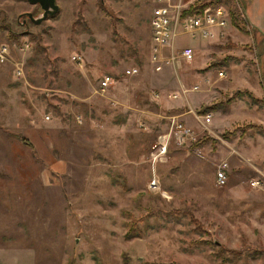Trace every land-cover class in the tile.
Masks as SVG:
<instances>
[{
	"label": "rangeland",
	"instance_id": "rangeland-1",
	"mask_svg": "<svg viewBox=\"0 0 264 264\" xmlns=\"http://www.w3.org/2000/svg\"><path fill=\"white\" fill-rule=\"evenodd\" d=\"M57 2L54 17L25 25L27 12L42 15L39 4L0 0V45H10L0 63V264H264V36L245 23L243 0L221 3L246 42L181 32L175 47L191 45L194 58L161 71L150 60L153 0ZM11 30L26 33L12 40ZM130 65L139 74H125ZM105 73L115 82L102 94ZM244 75L259 83L257 99L244 93ZM182 85L186 93L166 96ZM207 112L210 128L197 117ZM173 114L200 144L172 143L154 168L149 150Z\"/></svg>",
	"mask_w": 264,
	"mask_h": 264
},
{
	"label": "built area",
	"instance_id": "built-area-1",
	"mask_svg": "<svg viewBox=\"0 0 264 264\" xmlns=\"http://www.w3.org/2000/svg\"><path fill=\"white\" fill-rule=\"evenodd\" d=\"M154 6L152 9L150 24H151V62L155 70L161 71L166 64L171 63L174 66H180V56L184 60L191 61L194 58V48L191 45H185L178 50L175 47L177 36L181 32L189 33L191 36L201 35L204 38H216L227 36V26L230 23V9L224 3L216 5H208L202 11L195 13L183 14V10L195 4L198 0H153ZM29 46L28 42L21 45V49ZM165 48L169 49V55L165 56ZM10 54V45L4 42L0 45V63H4ZM72 59L78 64H84V58L81 54H73ZM140 69L137 65H130L125 69L127 75H137ZM16 74H24L23 63L16 64ZM219 75L225 77L224 71L220 70ZM115 82L112 74L101 75L96 91L104 94L108 91ZM195 85L193 89H197ZM188 88L182 85L179 92L169 93L168 98L177 97L178 93H186ZM153 99H161L163 94L160 91L151 93ZM200 124L204 128H210L213 119V114L207 112L197 115ZM49 118V115H46ZM170 122L168 132L160 135V137L151 145L148 154V161L155 168L158 161L166 156L169 147L172 143L183 146L199 140L198 134L194 129L185 124L178 115L169 116ZM229 163L227 160H222L218 163L216 169V183L223 186L228 181ZM155 171V170H154ZM252 187L261 185L260 178H253L250 181ZM149 188L152 190L159 189V182L154 175L149 182ZM166 193V192H165Z\"/></svg>",
	"mask_w": 264,
	"mask_h": 264
},
{
	"label": "crops",
	"instance_id": "crops-1",
	"mask_svg": "<svg viewBox=\"0 0 264 264\" xmlns=\"http://www.w3.org/2000/svg\"><path fill=\"white\" fill-rule=\"evenodd\" d=\"M240 11L242 13V17H243L245 23L249 26L248 28L249 29L251 28V30L257 36L263 37L264 36V0H243V4H242ZM236 30L239 31L238 28L232 23V20H230V23L227 26V33L231 34L232 37L235 39L237 38L241 41L244 40V42H246V39L243 38V36H241V34H239V32H237ZM252 31H250V33ZM225 77H227V75ZM246 77L247 76H245V75L243 76L242 82L250 84V86L246 85L248 90L254 92L255 94L261 95L262 92H261V90L258 89L259 83H255L250 78H246ZM255 88H257V90H259V91L257 92L255 90ZM237 89H241V88L237 87ZM259 114H260L259 116H261V119L259 118V122L262 124H260V123H258V124L264 126V113H259ZM24 135L27 136L25 133H24ZM18 140H20L24 144H28L27 141H23V140H21V138H19ZM30 141L33 143V141L31 139H30ZM28 146H29V144H28ZM6 254H7V249L1 250V248H0V256L6 255Z\"/></svg>",
	"mask_w": 264,
	"mask_h": 264
},
{
	"label": "trees",
	"instance_id": "trees-1",
	"mask_svg": "<svg viewBox=\"0 0 264 264\" xmlns=\"http://www.w3.org/2000/svg\"><path fill=\"white\" fill-rule=\"evenodd\" d=\"M228 0H198L195 4H192L189 6V8L183 10V14H187V13H195V12H199V11H202L206 6L208 5H216V4H219L221 2H227ZM56 14L54 15H51L49 17H54ZM230 15H231V20L233 22V24L235 26H238V27H242V25L239 23V20H238V15L232 10H230ZM15 33V34H14ZM24 34L26 33V30H20L18 32H14L13 30H11V32L9 33L8 32V36L12 39V40H18L19 38V35L21 34ZM17 34V35H16ZM14 36V37H13ZM19 41V40H18ZM243 91L244 90H238L234 95H232L229 100H232V99H236L238 97H241V95H243ZM244 93H247L249 94L250 96H252L254 98V94L252 91L246 89V91ZM256 97V96H255ZM254 99H257V98H254ZM257 124H254L253 126H255ZM261 128H259L260 131L264 132V127L262 125H260ZM21 135V134H20ZM21 140L23 141H27L28 144H32V142L29 140V138L25 135H22L20 136ZM196 144H200V139L198 141L195 142ZM191 218L193 219V221L197 224V225H200L201 223L199 222L198 218L195 217L191 212H189ZM133 228H130L129 231L126 232V236H130L132 234H135L132 231ZM223 252V249L222 248H219V251H218V254H222ZM231 252H233V255L234 256H240V254L243 253V249L241 250H232Z\"/></svg>",
	"mask_w": 264,
	"mask_h": 264
},
{
	"label": "water",
	"instance_id": "water-1",
	"mask_svg": "<svg viewBox=\"0 0 264 264\" xmlns=\"http://www.w3.org/2000/svg\"><path fill=\"white\" fill-rule=\"evenodd\" d=\"M33 4H39L42 8V15L35 18L31 12H27V15L34 23H40L43 20L49 18V16L56 14L60 10V6L57 0H28Z\"/></svg>",
	"mask_w": 264,
	"mask_h": 264
},
{
	"label": "flooded vegetation",
	"instance_id": "flooded-vegetation-1",
	"mask_svg": "<svg viewBox=\"0 0 264 264\" xmlns=\"http://www.w3.org/2000/svg\"><path fill=\"white\" fill-rule=\"evenodd\" d=\"M40 6V5H39ZM34 16V15H33ZM35 17V16H34ZM35 18H37V17H35ZM29 20V22H33L30 18H29V16L27 15L26 16V18H24L23 19V23L25 24V25H27V21Z\"/></svg>",
	"mask_w": 264,
	"mask_h": 264
}]
</instances>
